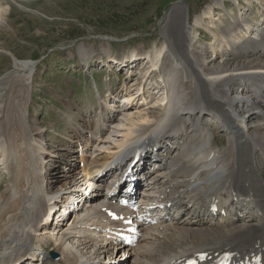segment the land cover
<instances>
[{"label": "bare ground", "instance_id": "1", "mask_svg": "<svg viewBox=\"0 0 264 264\" xmlns=\"http://www.w3.org/2000/svg\"><path fill=\"white\" fill-rule=\"evenodd\" d=\"M225 3L212 0L194 21L200 40L208 36L209 43L199 42L188 25V9L176 3L160 23L161 48L103 64L131 68L139 60L148 63L141 73L151 81L148 89L159 92L160 108L152 119L140 116L139 128L126 115L122 138L106 145L102 156L87 159V150L83 153L80 180L94 187L87 192L54 191L43 184L47 154L54 181L69 174L62 169H74L59 161L73 157L49 155L43 133H30L26 123L34 64L11 55L20 72L0 79V164L7 176L0 178V264H264V19L255 21L237 8L214 21L213 11ZM160 62L159 71L153 69ZM129 97L122 98L123 105ZM100 107L107 116L103 112L106 118L87 139L75 126L72 130L80 152L93 145L94 135L101 139L104 124L115 117L108 106ZM213 117L217 123L203 121ZM214 129L226 140L221 147ZM122 150L140 153L133 168L147 182L135 211L107 198L115 189L97 177ZM68 197L84 202L72 208ZM56 206L63 208L58 221L65 213V219L71 217L65 229L64 223L43 220L48 210L58 211ZM159 214L164 218L151 225L137 221ZM55 230L59 235H53ZM118 231L135 240L123 243ZM51 239L58 243L59 260L47 254ZM32 245L41 250L35 260L27 257Z\"/></svg>", "mask_w": 264, "mask_h": 264}, {"label": "rangeland", "instance_id": "2", "mask_svg": "<svg viewBox=\"0 0 264 264\" xmlns=\"http://www.w3.org/2000/svg\"><path fill=\"white\" fill-rule=\"evenodd\" d=\"M256 1L259 3L256 4ZM211 2L212 0H0V79L7 76L14 78L20 72L14 65V58L34 64L33 78L29 82L28 106L31 114L26 123L28 129L30 133H43V142L50 146L49 155L56 152L60 157H65L66 154L73 157L70 161H59L60 166L74 169H62L69 174L54 181V178L50 180L52 177L49 174L50 161L47 154L43 161L45 186L52 185L54 191L64 187L86 191L80 180L82 164L77 158L80 150L72 142L77 141L72 130L75 131V126L87 139L95 130L94 127L102 122V117L107 116L106 111H102L100 107L107 95L122 100V103L123 97L126 99L130 96L131 100L129 104H124L120 113L109 112L115 117L104 124L105 131L101 134L103 137L97 139L94 135L93 145L84 148L83 151L87 150V159L102 156L104 153L100 152L106 145L122 138L126 115L129 114L136 123L134 127L139 128L143 125L138 121L140 116L147 115L152 119L158 113L160 106L156 103L160 97L159 92L148 89V82L151 81H145L141 73L142 67L148 63L142 64L139 60L135 67L128 68L119 64L114 67L115 62H110L112 66L105 67L103 64L108 58L129 56L132 52L143 55L147 51L161 48L165 40L161 35L160 23L165 13L176 3H181L188 9V25L200 40L201 30L194 25V21ZM225 4V8H219L220 13L218 9L213 11L214 21H218L227 12L234 14L239 9L255 21L263 19L264 0H228ZM258 10L259 12H254ZM226 23L227 21L223 25ZM209 41L206 36L199 42L207 44ZM85 51H89L88 56L84 54ZM160 67L161 62L153 69L159 71ZM141 82L143 85L139 89L137 85ZM214 133L221 147L226 140L219 130L214 129ZM262 164L264 167L263 157ZM58 170L61 171L60 168ZM0 178L7 180L3 167L0 168ZM62 184L64 185L61 186ZM59 203L60 200L57 204ZM62 209L60 206L55 214L61 213ZM68 220L66 218L63 228L69 224ZM54 224L56 223H51ZM46 251L50 257L51 252L56 253L53 259L59 260L58 243L54 240L47 241Z\"/></svg>", "mask_w": 264, "mask_h": 264}, {"label": "water", "instance_id": "3", "mask_svg": "<svg viewBox=\"0 0 264 264\" xmlns=\"http://www.w3.org/2000/svg\"><path fill=\"white\" fill-rule=\"evenodd\" d=\"M52 256H56V254L55 253H52Z\"/></svg>", "mask_w": 264, "mask_h": 264}]
</instances>
